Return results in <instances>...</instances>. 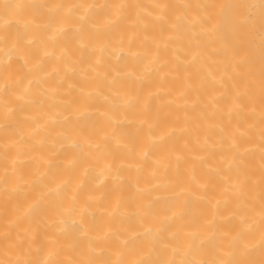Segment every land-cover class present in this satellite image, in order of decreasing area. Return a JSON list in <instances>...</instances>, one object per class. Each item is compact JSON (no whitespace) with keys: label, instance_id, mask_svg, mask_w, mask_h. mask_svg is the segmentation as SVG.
Returning a JSON list of instances; mask_svg holds the SVG:
<instances>
[{"label":"bare ground","instance_id":"obj_1","mask_svg":"<svg viewBox=\"0 0 264 264\" xmlns=\"http://www.w3.org/2000/svg\"><path fill=\"white\" fill-rule=\"evenodd\" d=\"M0 264H264V0H0Z\"/></svg>","mask_w":264,"mask_h":264}]
</instances>
